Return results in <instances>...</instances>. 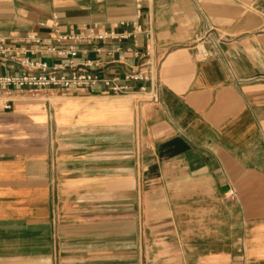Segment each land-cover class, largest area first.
I'll return each instance as SVG.
<instances>
[{
	"label": "crops",
	"instance_id": "crops-1",
	"mask_svg": "<svg viewBox=\"0 0 264 264\" xmlns=\"http://www.w3.org/2000/svg\"><path fill=\"white\" fill-rule=\"evenodd\" d=\"M54 18L93 74L149 71L158 98L138 119L141 82L0 92V264H264V0H0V39L64 62L25 42Z\"/></svg>",
	"mask_w": 264,
	"mask_h": 264
},
{
	"label": "built area",
	"instance_id": "built-area-1",
	"mask_svg": "<svg viewBox=\"0 0 264 264\" xmlns=\"http://www.w3.org/2000/svg\"><path fill=\"white\" fill-rule=\"evenodd\" d=\"M88 35L101 41L113 34L91 31ZM84 37V34L61 31L57 18L53 21V36L42 37L35 33H28L25 42L36 46L47 45V52L65 60L55 64H50L46 60H35L26 54L18 58L20 53L6 40L0 39V63L18 59L21 67L18 73L0 74V92L31 95L47 91L68 93L74 89L88 90L101 83L109 94L123 95L134 91L132 82H141L139 92L142 94L151 92L152 100H157L158 83L149 71L137 70L126 75L123 80L118 77L101 78L91 71V68L97 64L91 61L78 62L76 44ZM6 108H10V105Z\"/></svg>",
	"mask_w": 264,
	"mask_h": 264
},
{
	"label": "rangeland",
	"instance_id": "rangeland-1",
	"mask_svg": "<svg viewBox=\"0 0 264 264\" xmlns=\"http://www.w3.org/2000/svg\"><path fill=\"white\" fill-rule=\"evenodd\" d=\"M210 34H211V31L209 32V30L207 31H203V33H201V35H200V37H199V47H200V49L202 50V51H204V53H205V48H204V46H203V42L204 41H206V40H208V38H209V36H210ZM151 101H153L152 100V95H149V94H140V96H138L137 98H136V104H137V111H138V119H139V117H140V114H141V107H140V104L141 103H145V102H151ZM140 130V128L138 127V131ZM139 139V140H138ZM138 139H137V143H136V145H137V148L139 147V148H141L142 147V141H141V138H140V134H139V136H138ZM161 255V254H160ZM157 257V260H155V262H158V260H159V258H161V256H156ZM155 258V256H153V259Z\"/></svg>",
	"mask_w": 264,
	"mask_h": 264
}]
</instances>
